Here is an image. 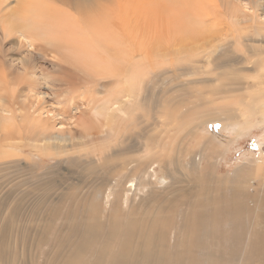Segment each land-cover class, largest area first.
<instances>
[{"label": "bare ground", "instance_id": "1", "mask_svg": "<svg viewBox=\"0 0 264 264\" xmlns=\"http://www.w3.org/2000/svg\"><path fill=\"white\" fill-rule=\"evenodd\" d=\"M8 1L0 0V8ZM17 1L8 13L0 11V171L12 164L15 169L32 168L20 155L35 151L41 162L55 160L57 167L67 168L70 174L64 182L73 180L74 185L65 198L63 194L57 200L41 198L42 206L28 216L21 203L0 197V263L13 243L21 247V260L26 246L47 234L51 236L46 246L52 251L42 256L46 264H264V150L258 157L244 159L233 172L217 175L218 164L209 163L205 155L224 153L226 142L203 134L199 127L211 120L247 121L246 106L264 110V0H192L176 11L197 15L198 6L207 19L215 16L218 21L226 15L231 20L232 42L222 40L228 34L220 31L225 37L211 36L212 45L204 40L190 52L185 51L187 45L179 50V62L191 66L179 70L201 76L194 72L199 62L220 80L215 93L221 89L228 100L214 104L205 97L206 104L213 106L203 111L195 106L204 97L196 88L193 93L199 100L191 103V111L171 115L169 124L159 126L155 148L148 145V131L144 137L141 114L135 116L136 136H129L127 129L118 131L126 121L131 90L138 86L143 91L144 63L149 60L144 62V48L133 39L128 6L119 0L116 4L110 0ZM16 35L17 50L34 49L19 51L21 58H15L14 47L5 49L16 43ZM48 53L55 55L54 63ZM232 61L240 68L232 72L237 80L227 83L222 64ZM41 63L57 70L51 74ZM110 78L104 89L116 82L113 98L106 93L101 100L88 101L86 110L73 113L76 97L95 93L89 85L99 86ZM226 88L245 98H229ZM29 93H34L39 106L27 102ZM49 98L59 109H41ZM193 116L201 122L188 124ZM171 126H177L178 132L172 133ZM186 129L193 138L202 132L198 152L185 151L180 157L183 148L167 150L161 143L174 144ZM221 160L222 156L217 162ZM75 167L86 171L79 179L74 177ZM160 175L166 182L163 187L158 185ZM141 193L147 194L143 210L133 211ZM63 207L67 212L61 221L67 219L69 227L60 232L61 221L56 219ZM118 208H124L125 215L106 224ZM102 215L107 218L102 220ZM57 251L63 255L54 256Z\"/></svg>", "mask_w": 264, "mask_h": 264}, {"label": "rangeland", "instance_id": "2", "mask_svg": "<svg viewBox=\"0 0 264 264\" xmlns=\"http://www.w3.org/2000/svg\"><path fill=\"white\" fill-rule=\"evenodd\" d=\"M110 1L112 4L114 3L116 4V1L118 0H110ZM119 1H121V3L123 2L125 6H128L129 9L127 10L128 19H129L128 24L131 28L130 29L131 32L133 33L132 34L133 39L137 41L136 43L139 44V46H142L144 48V60L147 58L149 60L147 59L148 61L147 60L144 61L147 62L144 63V80L142 83L143 91L140 92V88H138V86L137 88L133 87L132 89L133 91L131 90L130 97H127L129 101V105L127 106L128 109L126 110L127 112L126 121L122 122L123 124L122 123L120 124L121 128L118 131L124 132L127 129V131L129 132L128 135L134 137L133 135H135V129H136L135 116L141 114L144 116V128H145L144 137L148 131L149 133L148 136L151 139V142H149L148 145L150 148L152 147L155 148L157 143L155 136L157 135V133L159 134L158 131L159 126H163L165 123L169 124V122L171 121L170 118L171 115L186 114L187 111H191V106H193L191 105V103L199 100V98L197 97L198 95L193 93L196 90V88L198 89L197 91H202V93H204V97L203 96L201 97V101H200L201 103L197 102V105L195 104V106L201 107L203 111H209L208 109L213 106L212 104H211L212 106L206 104L208 99L210 101L215 102L214 104H220L222 103V101L228 100L225 99L228 97V95L226 96V94L224 95L220 94L221 89L219 90L218 93H215V88L218 87L219 84H221L219 83L220 80L218 79L216 80V78L210 76L208 74L209 72L208 69H205V67L200 66L198 64L199 62L198 63L196 62L197 71L194 70V72L200 73L201 76H191L189 75V73H182L179 70L180 68H183V70H185L190 66L189 65L186 67L183 62H179V50L182 45H183L182 49L185 45H187L189 49H185V51L190 52L194 50L193 48H199L197 46V43L199 44L204 40H208L209 44L212 45L211 36L218 35L220 39L225 37L223 35H220L219 33L220 31L223 32L224 34L226 33L225 35L228 34L227 37L223 38L222 40L226 39V43L232 42L233 33L231 32L232 30V26L230 25L231 20L226 15H222L221 16L222 18L219 19L218 21L215 16L214 17L211 16L210 19H207L208 16L204 15L202 11L198 8V6L195 7L197 15L193 14L191 10L187 12H176L177 10H181L182 7L183 9H185V4L190 3V1L192 0H119ZM17 3H18L17 0H9L4 4L3 6L4 8H0V11L1 12L3 11L2 14L8 13L9 11L8 8H11L12 5L13 6L17 5ZM215 23L217 24L216 28L214 25ZM228 31L230 32V34ZM1 38H2V32L0 29V39ZM17 39H19L18 35H16V43L15 44L10 43L12 45L7 44L5 46V49H10L14 47L13 50H15L17 53V55H15V58H21L19 56L20 54L19 51L21 50L27 51V50H31L32 48H29L27 46L22 49L20 47V49L17 50V45H16L18 42ZM134 40L133 42L135 43ZM195 40L197 42H195ZM48 54H49L47 57L49 58L48 60H52L53 62L54 61L53 56L55 55L52 53H48ZM148 54L149 57L147 56ZM227 63L228 62L222 64V66H224L223 72L226 76V82L231 83L237 80L236 74L232 72H237L240 66L236 65L235 61L229 62L228 64ZM45 64H42V66H44V68L47 69L49 72L51 70L50 72L51 74L57 70V68L53 67L52 64L50 63H45ZM177 70H179L180 72L178 71L177 73ZM16 72L18 73L20 72V67H17ZM204 78L208 79L210 83L207 84L204 83L200 85H196L192 83L195 80H200ZM111 79L112 78L106 81L103 80L102 85L95 86L96 88L93 87L94 85H89V88L92 90V92L95 93L88 92L87 93L88 95L87 94L85 96L83 95L84 97L81 96L76 97L74 100L73 113L78 114V112L75 109L86 110L88 107L87 105L88 101L101 100L106 93L108 96L111 95L113 98L112 91L114 92L115 88L117 87L116 85L117 83L113 82V84L115 83L114 85L116 87L114 85L113 86L110 85V87L104 89V86L107 85ZM183 80H185L184 84L179 83ZM99 81L101 82V80ZM186 81H189L192 84L187 83ZM78 82L81 84V86L84 87L87 86L85 85V83L81 81ZM120 87L124 88L125 87L124 83H121ZM226 91L230 94L229 98L231 99L245 98L244 94L241 92L232 93L229 88H226ZM205 97L208 99L206 100ZM202 98H204L205 101ZM26 100L28 103L29 102L31 104L34 103V105L39 106L38 104L39 102L36 101L34 93L27 94ZM54 104H55V100L49 98V100H47L46 103L41 106V109L42 107H46L47 110H51V111H53L54 109H59V106ZM246 111L248 112L247 118L244 120L247 121L238 119L236 123L232 124L230 121H226V122L224 121L223 123H220L218 120H211L210 122L204 123L199 126L201 127L200 130H202L203 134L204 133L213 134L221 138L222 141L226 142V151L222 153L223 155L221 154L223 150L217 151V153L220 152L219 154L220 156L217 155L219 157H217L214 153L210 151L207 152V154L205 155V159L208 160L209 163L213 164L214 162H216L214 164L215 165L218 164L217 165L218 168L216 167L217 169H214L217 175L224 176L227 175L229 172H233V170H235L236 167H238L240 164L243 163L244 159L250 158L251 156L258 157L260 155V149L264 150L263 106H261L259 110H255L253 107L246 106ZM158 117L162 118V120L160 118L159 120ZM19 120H21V118H19ZM192 122L193 124L196 125L201 122V119L199 118V116H193L189 120H187V123L190 125H193ZM116 127L119 126L116 125ZM239 127H243V129H239ZM170 128H172L170 129L172 133L178 132L177 126L174 127L171 126ZM189 130L190 129L188 130L186 129L184 132H181L179 140L174 144L168 145L167 141H162L161 143L165 145L167 150H169V148L172 146L174 147V149L183 148L184 151H181L180 157L183 156V153L185 151L198 152L202 146L200 145V141H201L200 139H202L201 138L202 132L199 133V135L196 137L197 138L196 140L195 137L193 138L190 135H188L190 137L187 136ZM144 143H145V138H144ZM212 146L213 147L215 146V142L212 143ZM82 150H87V149L83 148ZM24 151L28 152L27 150ZM38 156L39 154L35 151H33L32 154L31 153L24 154L22 152L20 157L22 159L27 158V162L32 166V168L15 169L14 164H12L9 165L8 168H6L4 171H0V197L1 198L4 197V199L6 198V200L8 198H11L21 203L20 206H23V211L27 216L31 211H36L39 209V207L42 206L45 200H42L41 198L46 196L47 198L51 197L50 199L57 200L62 197L61 194L64 195L71 193L70 191L72 190V187L74 185L73 180H68L67 181L68 184L67 182H64L65 180L68 179L69 177L68 175L70 174L67 168L61 166L57 167L58 166V165L56 166L57 161L55 160L47 159L41 162L40 161L41 158H39L40 156L39 157ZM221 156H222V160L219 161L218 163L217 160H219ZM132 160L134 159L132 158ZM23 163H26V161L23 160ZM132 165L134 166L135 164ZM72 171L76 172L75 173L76 175H74L76 179H79L78 176L82 174V171L86 172L83 169L79 170V168L77 167H75L74 170ZM93 171L94 170H91L90 172ZM181 172L182 174L187 175V170L182 167H181ZM114 174H118V172ZM160 176L161 177L160 180H158L159 182L158 185L160 187H163L166 184V182L164 181V176L163 175ZM50 185L51 186L57 185V186L51 187ZM146 195H144V193H141L136 196L137 199L133 204L134 205L133 211L142 212L144 205V198L146 197ZM68 198L69 197H67V199ZM99 199L101 201L102 196H100ZM15 204L18 203H13V205ZM66 206H70V205H66ZM65 208L64 207L62 208L64 210L62 211V213H60L61 214L59 215L60 218H57L56 220L61 221L62 218H66V214L63 215L64 211L67 212V207ZM117 210L115 216L112 215L113 213H110L111 216L107 215L109 216L108 217L109 219L106 224H109L116 217L123 216L126 213L124 208L122 209L118 208ZM105 218H107L106 215H102V220H104ZM58 224L59 226H57V229L60 232L66 231L69 227L67 219L58 222ZM49 230H51V228ZM40 232H41V227L38 230H36L34 234L39 235ZM25 236H28L27 231H25ZM50 236L51 235L47 236L46 234L44 238L42 237L41 239H39L38 237L37 240L33 241L31 246L27 245L25 248V253L27 254H24L21 260H20V253H23L21 251V247L13 243L9 247V249L4 252L3 259L0 264H46V262L42 259V256L43 255L46 256L47 254H49V252L51 253L52 251L51 247L49 248L47 247L49 246L48 241ZM59 255H63V251L55 252L54 256H59Z\"/></svg>", "mask_w": 264, "mask_h": 264}]
</instances>
